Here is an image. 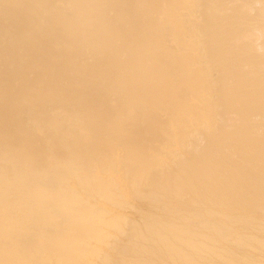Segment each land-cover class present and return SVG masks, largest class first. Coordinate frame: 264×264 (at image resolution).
<instances>
[{"label": "bare ground", "instance_id": "obj_1", "mask_svg": "<svg viewBox=\"0 0 264 264\" xmlns=\"http://www.w3.org/2000/svg\"><path fill=\"white\" fill-rule=\"evenodd\" d=\"M0 264H264V0H0Z\"/></svg>", "mask_w": 264, "mask_h": 264}]
</instances>
